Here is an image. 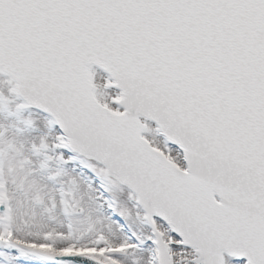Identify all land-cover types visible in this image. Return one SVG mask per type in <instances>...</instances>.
Segmentation results:
<instances>
[{
    "label": "snow or ice",
    "instance_id": "snow-or-ice-1",
    "mask_svg": "<svg viewBox=\"0 0 264 264\" xmlns=\"http://www.w3.org/2000/svg\"><path fill=\"white\" fill-rule=\"evenodd\" d=\"M0 264H264V0H0Z\"/></svg>",
    "mask_w": 264,
    "mask_h": 264
}]
</instances>
